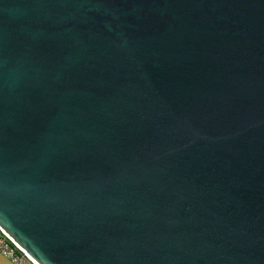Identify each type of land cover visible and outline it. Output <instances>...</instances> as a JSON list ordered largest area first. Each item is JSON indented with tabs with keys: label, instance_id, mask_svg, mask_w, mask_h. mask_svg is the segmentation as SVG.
Wrapping results in <instances>:
<instances>
[{
	"label": "water",
	"instance_id": "1",
	"mask_svg": "<svg viewBox=\"0 0 264 264\" xmlns=\"http://www.w3.org/2000/svg\"><path fill=\"white\" fill-rule=\"evenodd\" d=\"M0 229L38 264H264V0H0Z\"/></svg>",
	"mask_w": 264,
	"mask_h": 264
},
{
	"label": "built area",
	"instance_id": "2",
	"mask_svg": "<svg viewBox=\"0 0 264 264\" xmlns=\"http://www.w3.org/2000/svg\"><path fill=\"white\" fill-rule=\"evenodd\" d=\"M0 252L13 264H38L0 229Z\"/></svg>",
	"mask_w": 264,
	"mask_h": 264
},
{
	"label": "crops",
	"instance_id": "3",
	"mask_svg": "<svg viewBox=\"0 0 264 264\" xmlns=\"http://www.w3.org/2000/svg\"><path fill=\"white\" fill-rule=\"evenodd\" d=\"M0 264H13L12 261L0 252Z\"/></svg>",
	"mask_w": 264,
	"mask_h": 264
}]
</instances>
